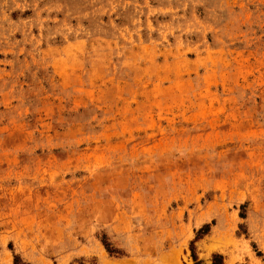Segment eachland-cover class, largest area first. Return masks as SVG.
I'll use <instances>...</instances> for the list:
<instances>
[{
  "label": "rangeland",
  "instance_id": "1",
  "mask_svg": "<svg viewBox=\"0 0 264 264\" xmlns=\"http://www.w3.org/2000/svg\"><path fill=\"white\" fill-rule=\"evenodd\" d=\"M214 254L264 264V0H0V264Z\"/></svg>",
  "mask_w": 264,
  "mask_h": 264
},
{
  "label": "trees",
  "instance_id": "2",
  "mask_svg": "<svg viewBox=\"0 0 264 264\" xmlns=\"http://www.w3.org/2000/svg\"><path fill=\"white\" fill-rule=\"evenodd\" d=\"M224 263V258L221 254H214L212 258V263L211 264H223ZM195 264H205L202 260H198L195 257Z\"/></svg>",
  "mask_w": 264,
  "mask_h": 264
},
{
  "label": "bare ground",
  "instance_id": "3",
  "mask_svg": "<svg viewBox=\"0 0 264 264\" xmlns=\"http://www.w3.org/2000/svg\"><path fill=\"white\" fill-rule=\"evenodd\" d=\"M166 260H167V256H163V257H162V261H164V263H165ZM105 262H106V261H105ZM123 264H128V263H126V262L124 263V262H123Z\"/></svg>",
  "mask_w": 264,
  "mask_h": 264
}]
</instances>
